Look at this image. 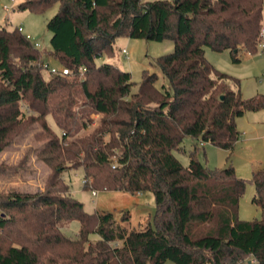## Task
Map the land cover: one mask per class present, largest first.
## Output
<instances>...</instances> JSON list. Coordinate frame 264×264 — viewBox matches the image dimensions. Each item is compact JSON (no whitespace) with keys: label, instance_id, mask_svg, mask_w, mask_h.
<instances>
[{"label":"trees","instance_id":"16d2710c","mask_svg":"<svg viewBox=\"0 0 264 264\" xmlns=\"http://www.w3.org/2000/svg\"><path fill=\"white\" fill-rule=\"evenodd\" d=\"M55 4L49 50L0 27V153L36 125L37 157L51 168L43 191L0 193V264H264V219L239 218L246 179L231 163L208 167L198 146L187 166L173 153L187 136L233 152L237 117L264 108V94L244 97L206 57V47L234 62L257 53L264 0H22L17 9L43 14ZM122 35L173 41L155 60L170 89L145 69L131 94V72L101 60ZM45 56L71 73L45 76ZM91 112L98 125L84 132ZM72 168H83L86 188L153 192L155 226L128 229L110 211H87L64 178ZM252 181L264 209V166ZM73 219L79 230L69 235Z\"/></svg>","mask_w":264,"mask_h":264},{"label":"rangeland","instance_id":"374dc122","mask_svg":"<svg viewBox=\"0 0 264 264\" xmlns=\"http://www.w3.org/2000/svg\"><path fill=\"white\" fill-rule=\"evenodd\" d=\"M22 0H0V27L13 29L22 27L25 34H30V39L41 50L51 48L50 38L52 32L47 28V22L58 10V4L49 8L45 13L38 14L30 10L17 9ZM115 54L106 57L102 61H109L119 68L132 74L134 84L131 94L136 93L142 81L143 70L148 69L157 74L156 86L159 89H170V83L163 74L155 60L158 56L168 54L174 50L171 39L163 41L134 38L127 35L119 36L115 41ZM128 50L129 58L122 49ZM240 62H234L230 51H215L206 47V57L220 71L239 80V86L244 97L264 94V46L258 47V52L249 54L242 51L239 54ZM45 62L50 67H60V63L54 58L45 56ZM45 76L51 73L45 69ZM100 114L91 112L86 131L89 132L98 125ZM47 120L50 126L57 132L59 128L55 124L52 115ZM237 126L241 131V137L237 141L233 152L215 146L212 143H200L193 137L187 136L182 141L184 150H173L174 155L183 165L189 164V152L198 146L197 157L210 168H224L230 163L235 167L238 177L246 179V187L239 202V218L242 220L264 219V209L256 206L252 199L256 192V186L252 181L253 171L264 166V108L257 111H246L237 117ZM39 127L31 126L22 135L17 137L0 153V193L10 191H43L45 180L51 168L37 157V150L44 141L35 135ZM83 132V133H84ZM230 157V158H229ZM83 168L68 169L64 173L65 180L69 183L73 195L84 202L85 209L89 212L110 211L117 222L128 229L144 228L149 222L155 226L154 216L157 210L153 192L128 191H98V195L92 194V189L86 188ZM128 220H124L125 216ZM79 230V222L73 219L64 231L69 235H76ZM96 238V234L91 235ZM246 257L241 264H255L256 260ZM163 264H176L167 260Z\"/></svg>","mask_w":264,"mask_h":264},{"label":"built area","instance_id":"2783aa9c","mask_svg":"<svg viewBox=\"0 0 264 264\" xmlns=\"http://www.w3.org/2000/svg\"><path fill=\"white\" fill-rule=\"evenodd\" d=\"M20 28V30H23V28L20 26L19 27ZM27 37L28 38H31L30 37V34H27ZM261 46H264V32H263V40L261 41V44H260ZM122 52L125 54V56L127 57V58H129V54H128V50L126 49V48H123L122 49ZM43 66L45 67V68H47L48 69V71L51 73V74H65V75H68V74H70L71 73V70L69 69V68H67V67H55V66H53V67H50V64L49 63H43ZM91 183V181L90 180H87V179H84L83 180V184H85V183ZM92 194L94 195V196H97L98 195V191L96 190V189H92Z\"/></svg>","mask_w":264,"mask_h":264}]
</instances>
